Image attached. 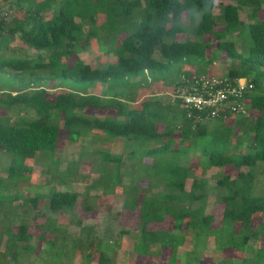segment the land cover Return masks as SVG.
<instances>
[{
    "label": "trees",
    "instance_id": "obj_1",
    "mask_svg": "<svg viewBox=\"0 0 264 264\" xmlns=\"http://www.w3.org/2000/svg\"><path fill=\"white\" fill-rule=\"evenodd\" d=\"M225 1L216 12L215 0L0 4V153L9 157L0 169V264H118L76 213L116 193L121 211L137 215L134 229L119 232L133 240L129 264H264V0ZM91 41L114 60H80ZM222 53L230 76L254 84L249 115L198 121L168 96L140 97L152 82L173 89L181 76L212 73ZM60 128L68 142L90 144L62 169L53 157ZM26 160L49 167L47 180L76 181L84 165L90 179L82 192L54 185L26 195ZM208 205H220L219 215ZM208 239L214 252L200 256Z\"/></svg>",
    "mask_w": 264,
    "mask_h": 264
},
{
    "label": "rangeland",
    "instance_id": "obj_2",
    "mask_svg": "<svg viewBox=\"0 0 264 264\" xmlns=\"http://www.w3.org/2000/svg\"><path fill=\"white\" fill-rule=\"evenodd\" d=\"M219 2H226L225 0H215V12L219 7ZM10 7L9 10H12V2L9 1ZM5 9V13H9L10 11ZM259 17H264V5L262 7V11L260 12ZM101 18V17H100ZM240 19L242 21L247 22V17L245 16L244 12H240ZM80 60L85 63H88L94 67H101L104 66L107 62L113 61L112 54H104L100 50L97 49L95 41H91V45L89 49L82 51L78 54ZM231 64V61L227 56L222 53L220 54L219 58L215 60L213 66L211 67L212 72H217V74L227 72L226 67ZM264 82V76H263ZM61 90L60 88H58ZM104 87L97 89L98 93L103 91ZM172 88L164 89L162 86L157 85L155 82H152L149 86L139 89V94L141 98H157L163 101H166L168 92L171 91ZM51 95L56 90H50ZM91 91V90H90ZM115 95L118 97H122L124 95L123 90H116ZM131 107V105H130ZM95 113L99 116H102L106 113L105 111H95ZM65 131L60 128L59 130V138L57 141V148L56 151L53 153V157L58 159L61 162L60 169H62L66 163L69 161H76L79 160V153L84 148H89L88 139L83 138L77 142H68L66 140ZM120 142H118L119 145ZM9 157L4 154L0 153V169L2 166L7 162ZM27 164L31 168L30 171V186L24 187L22 192L24 194L33 195L35 191H39L40 193H45L48 190L49 186H54L58 189H67L71 188L73 190L82 192L84 190V185L88 183L90 179V174L87 171L88 166H78L77 172L79 171L78 175L74 178H77L76 181H72V178H68V181H71L69 184L67 180L63 183L59 182V180H47L50 177L51 169L49 167H42L39 165H34L31 160H26ZM87 164V163H84ZM192 165H196L194 162L191 163ZM7 165V164H6ZM215 169H211L209 171L210 174H213ZM231 172V171H227ZM209 174V175H210ZM2 176H5L4 172H1ZM208 176V175H207ZM261 183L258 186L259 191L264 190V170L262 169L260 172ZM73 178V179H74ZM210 183L214 182V178L209 177ZM91 193H95V191H91ZM80 201V199H79ZM121 204H122V195L119 193L110 194V195H101L97 201L94 211L92 212H79V218L83 221L84 225H93L94 231L96 234L106 243L111 245L110 250L114 248V253L112 254L113 260L117 261L118 264H129V261L134 260V252H133V240L130 235L128 234H119L120 229H134L137 222V215L136 213H131L128 211H121ZM209 206V205H208ZM221 206H209V208H213V211L216 216L219 215L221 211ZM58 219V216H55ZM67 218L70 219V216H64L61 218V221H66ZM60 221V219H58ZM43 221V217H39L36 219L35 223H39ZM167 226V225H165ZM70 230H77L76 224H70ZM31 232L37 234L38 231L36 227H30ZM133 231V230H132ZM35 242V241H34ZM43 246V245H42ZM257 243H251L247 253L245 256H249L251 252H253L257 248ZM191 248V244L186 241L184 247H180V253L185 251V249ZM198 254L200 256L211 257L210 253L214 252V244L211 239H208L205 245L199 247ZM34 259V258H33ZM179 261H183V257H179ZM36 261L31 260L32 264H39L35 263ZM79 261L76 263L78 264ZM80 264V262H79ZM145 264H151L150 262ZM207 264V263H206Z\"/></svg>",
    "mask_w": 264,
    "mask_h": 264
},
{
    "label": "built area",
    "instance_id": "obj_3",
    "mask_svg": "<svg viewBox=\"0 0 264 264\" xmlns=\"http://www.w3.org/2000/svg\"><path fill=\"white\" fill-rule=\"evenodd\" d=\"M251 89L252 83L243 78L193 74L181 76L168 96L172 102H179L189 117L204 121L248 115L244 97Z\"/></svg>",
    "mask_w": 264,
    "mask_h": 264
},
{
    "label": "clouds",
    "instance_id": "obj_4",
    "mask_svg": "<svg viewBox=\"0 0 264 264\" xmlns=\"http://www.w3.org/2000/svg\"><path fill=\"white\" fill-rule=\"evenodd\" d=\"M202 74H204V73H202ZM207 74H208V73H207ZM209 74H213V75H223V74H226V75H228L229 77H233V76H230L227 72H225V73H221V74H217V72H212V73H209ZM236 78H243V79L249 81L250 83H252V89H253V85H254V84H253V82H252V80H251L250 78H246V77H236ZM177 83H178V82H177ZM176 85H177V84H176ZM176 85H175V86H176ZM173 88H174V87H173ZM252 89H251V90H252ZM251 90H250V91H251ZM250 91H248V93H249ZM168 93H170V92H168ZM248 93H247V94H248ZM247 94H246V95H247ZM167 96H168V94H167ZM168 97H169V96H168ZM169 99H170V98H169ZM245 104H246V109H247V103H245ZM247 112H248V109H247ZM248 115H249V112H248ZM242 116H246V115H242Z\"/></svg>",
    "mask_w": 264,
    "mask_h": 264
}]
</instances>
